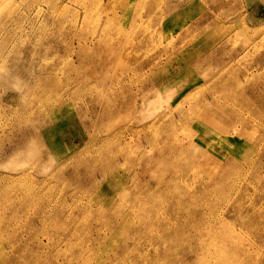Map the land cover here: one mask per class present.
<instances>
[{
  "label": "rangeland",
  "instance_id": "1",
  "mask_svg": "<svg viewBox=\"0 0 264 264\" xmlns=\"http://www.w3.org/2000/svg\"><path fill=\"white\" fill-rule=\"evenodd\" d=\"M0 264H264V0H0Z\"/></svg>",
  "mask_w": 264,
  "mask_h": 264
},
{
  "label": "bare ground",
  "instance_id": "2",
  "mask_svg": "<svg viewBox=\"0 0 264 264\" xmlns=\"http://www.w3.org/2000/svg\"><path fill=\"white\" fill-rule=\"evenodd\" d=\"M145 37H146V36H145ZM139 43H140V42H139ZM220 102H221V101H220ZM222 105H224V104H222ZM207 108H208V107H207ZM207 108H206V109H207ZM215 111H216V110H215ZM215 111H214V112H215ZM215 113H217V112H215ZM217 114H218V113H217ZM212 116H213V115H212ZM214 116H215V115H214ZM209 117H210V116H209ZM213 118H214V117H213ZM214 119H215V118H214ZM53 128H54V127H53ZM198 142H199V141H198ZM201 143H202V142H201ZM203 143H204V142H203ZM205 151H206V150H205ZM8 189H9V188H8ZM8 189H7V190H8ZM259 214H260V213H259ZM261 217L263 218V216H261ZM258 223H259V222H258ZM184 225H185V224H184Z\"/></svg>",
  "mask_w": 264,
  "mask_h": 264
}]
</instances>
